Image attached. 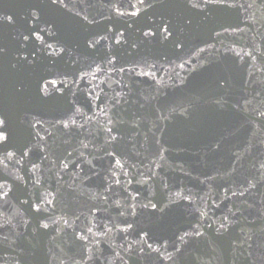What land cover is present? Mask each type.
Returning a JSON list of instances; mask_svg holds the SVG:
<instances>
[{"label":"water","instance_id":"95a60500","mask_svg":"<svg viewBox=\"0 0 264 264\" xmlns=\"http://www.w3.org/2000/svg\"><path fill=\"white\" fill-rule=\"evenodd\" d=\"M228 2L236 7L201 13L183 0H0V17H12L0 19L11 132L0 145V264H264V0ZM36 9L55 35L30 36L22 54L38 49L37 62L12 71ZM189 17L182 48L142 34ZM221 97L229 103L213 102Z\"/></svg>","mask_w":264,"mask_h":264},{"label":"snow or ice","instance_id":"6c2138e0","mask_svg":"<svg viewBox=\"0 0 264 264\" xmlns=\"http://www.w3.org/2000/svg\"><path fill=\"white\" fill-rule=\"evenodd\" d=\"M137 2L141 5H145L146 0H137ZM183 3L185 6L194 9V10H199V12L201 13H205V11H207V13H211L210 9L212 8H217V9H222L223 12H226L228 9H231L233 7H236L235 3H229L228 0H183ZM48 4L51 7H56L59 5H63L64 4V0H48ZM153 5L151 3L147 4V7H152ZM241 7H243V5H240ZM252 5H248V7H251ZM139 14V10H137V12H133L132 15H138ZM79 15V14H77ZM121 15H123V13H121ZM30 16L36 21V26L31 28L29 30L28 35H22L20 38H18L19 42V51H17L15 53V58L12 62H10L9 67L12 71L18 72L20 70V68H22L24 65H33L35 64L36 61V57H37V52L39 51L38 49L34 48V50L31 52V56H29V53L27 52V55H23L22 53H24L26 51L27 46L23 43L26 41H29L30 36L35 35L36 39H39L43 42V37L38 35V32H47V34L49 36H54L55 32L53 31L54 25H50L49 21H44L45 24H49L50 26L47 28H40L39 27V23L41 21V14H40V10L36 9V10H32L30 12ZM0 19H6L7 21L11 22L12 21V17L11 16H7V17H0ZM85 20H87V16L84 17ZM89 23H91V21H89ZM193 21L192 18H186L184 20V24L180 25L179 23L175 25V28L173 27L172 21L169 20L167 22H162L160 24H158L156 26V32H143V36L147 37L149 35H157L158 33L162 32L164 33V39L167 40L169 38H172L174 46L177 48H182L184 41L181 38L185 31L192 25ZM220 28H222L225 32L228 30L229 27H231V25H225L223 23H221L219 25ZM213 31H215V29H213ZM217 35H220L219 32L216 33ZM119 36H123V33L120 32L118 33ZM175 37V38H174ZM121 41L119 39L116 40V43L119 44ZM98 43V41L96 42ZM89 45L92 46V42L89 41ZM44 48L45 49H52V44L51 43H46L44 42ZM64 49H61V52H63ZM200 51H203V49H200ZM8 54V48L5 46H0V58L6 57ZM47 55H52L53 52H47ZM59 54V53H57ZM253 59H255V57H253ZM179 67L181 69H183L185 67L184 63H181L179 65ZM195 70V69H193ZM179 75V74H177ZM43 82V83H41ZM47 79L44 76H40L39 80L37 81V93H38V100L41 103L47 104L49 102L50 99H52L51 94L47 91ZM183 83V81H182ZM228 81L224 78H219L215 81V84L217 86V88L219 89H225L228 86ZM25 91V86L23 84H19L16 87V92L17 94L22 95ZM257 95H261V93H257ZM215 104H221L223 106V104H227L229 103L227 100H223V98L221 97V99H217L215 101H213ZM244 104L245 105H249L251 104V101L245 99L244 100ZM192 105H189V107H191ZM234 109H239L240 108V101L239 99H237L234 103H232L231 105ZM244 110H247V108H245ZM77 111H79V109H77ZM158 111L161 112V115L159 117V119L162 120H168L169 116L168 115H163V109H158ZM173 112H175V109H172ZM184 112H187V109H184ZM260 116L264 117V111H260ZM264 122V121H262ZM71 123L74 125L75 121H71ZM65 128L69 127L68 123H64L63 125ZM33 127H35V125H33ZM82 127V126H81ZM162 131V129H160ZM113 131L112 128H108V132L111 133ZM11 136V132L9 130V120L7 117V114L3 111H0V145H6L10 139ZM113 140L116 139L115 136L112 137ZM27 147V146H25ZM86 147V145H85ZM13 155V153L8 152L7 156L11 157ZM22 155H28V153L26 151L22 152ZM117 165H120V161L117 160L116 161ZM35 167V165H33ZM121 167H123V165H120ZM65 167H67V164H65ZM261 168H264V164H261ZM117 183H119V181H117ZM254 187V185H252ZM243 194V193H241ZM8 195V191H4V185L0 184V199H3L5 197H7ZM182 199H188V197H181ZM47 203L51 204L52 201H47ZM149 203H151V201H149ZM159 203V202H157ZM157 203H151V207L153 210L157 209ZM169 203H175V201H172L171 199L169 200ZM143 207L147 208L148 204H144ZM134 208V206H133ZM37 211H39V206H37ZM161 212L164 211V208L161 207L159 209ZM133 215H135V212L133 211L132 213ZM202 215H205V213H202ZM225 220H227V217H225ZM127 223V222H126ZM43 228H48V224H43L42 225ZM132 225L128 224V228H131ZM209 227H211V225H209ZM221 230L227 231V227L225 225L224 222H221L219 225V228L217 229V232H221ZM89 231H91V229H89ZM143 231V230H141ZM146 234V233H145ZM189 233L185 232L183 235H181L179 237V239L181 241H183L184 243H187V241L185 240V236H188ZM192 235L194 236H202L203 233H201L198 229H193V233ZM5 239H7V237H5ZM78 239L80 240H85L86 237L85 236H80L78 237ZM149 248H152L151 244H148ZM161 247H164V245H161ZM153 251L159 252L160 249L156 248L153 249ZM177 251H179V249H177ZM167 259H171V256L167 257Z\"/></svg>","mask_w":264,"mask_h":264}]
</instances>
